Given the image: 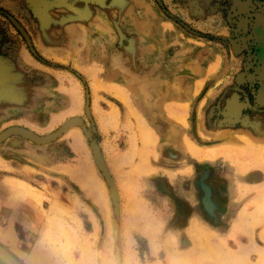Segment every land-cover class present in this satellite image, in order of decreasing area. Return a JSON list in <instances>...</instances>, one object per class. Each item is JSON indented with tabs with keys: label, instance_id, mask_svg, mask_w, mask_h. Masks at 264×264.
I'll list each match as a JSON object with an SVG mask.
<instances>
[{
	"label": "rangeland",
	"instance_id": "rangeland-1",
	"mask_svg": "<svg viewBox=\"0 0 264 264\" xmlns=\"http://www.w3.org/2000/svg\"><path fill=\"white\" fill-rule=\"evenodd\" d=\"M85 210L264 264V0H0V243Z\"/></svg>",
	"mask_w": 264,
	"mask_h": 264
},
{
	"label": "clouds",
	"instance_id": "clouds-1",
	"mask_svg": "<svg viewBox=\"0 0 264 264\" xmlns=\"http://www.w3.org/2000/svg\"><path fill=\"white\" fill-rule=\"evenodd\" d=\"M95 216L85 210L76 213L75 218L64 216L52 221L45 218L30 223L27 230L32 241L31 253L19 249L17 256L24 264H184L165 245L164 233L157 230L163 227L159 218L142 215L120 231L105 222L102 239L101 222ZM133 233L148 241L149 252L143 258Z\"/></svg>",
	"mask_w": 264,
	"mask_h": 264
},
{
	"label": "water",
	"instance_id": "water-1",
	"mask_svg": "<svg viewBox=\"0 0 264 264\" xmlns=\"http://www.w3.org/2000/svg\"><path fill=\"white\" fill-rule=\"evenodd\" d=\"M0 259L6 264H23L8 248L0 243Z\"/></svg>",
	"mask_w": 264,
	"mask_h": 264
},
{
	"label": "bare ground",
	"instance_id": "bare-ground-1",
	"mask_svg": "<svg viewBox=\"0 0 264 264\" xmlns=\"http://www.w3.org/2000/svg\"><path fill=\"white\" fill-rule=\"evenodd\" d=\"M26 189H27V190H33V189H30V186H29V187L26 186ZM27 190H26V191H27ZM27 192H28V191H27ZM33 194H34V193H33ZM36 196H37L36 199H39V197H38L39 194H37ZM54 206L56 207V205H54ZM138 210L142 213V211H144L145 209L143 210V207H140V205H136V207H135V214H137V211H138ZM138 219H139V218H138ZM8 229H9V228H8ZM10 229H12V228H10ZM3 237H4L5 240H6V239H7V240H8V239L13 240V238H12V237H13V234H12V232H11L10 230H8L6 233L3 232ZM261 255H262V256H261V259L264 260V253H262Z\"/></svg>",
	"mask_w": 264,
	"mask_h": 264
}]
</instances>
